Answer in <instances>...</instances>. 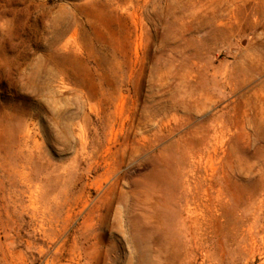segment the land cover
I'll return each instance as SVG.
<instances>
[{
	"label": "rangeland",
	"instance_id": "1",
	"mask_svg": "<svg viewBox=\"0 0 264 264\" xmlns=\"http://www.w3.org/2000/svg\"><path fill=\"white\" fill-rule=\"evenodd\" d=\"M0 264H264V0H0Z\"/></svg>",
	"mask_w": 264,
	"mask_h": 264
}]
</instances>
